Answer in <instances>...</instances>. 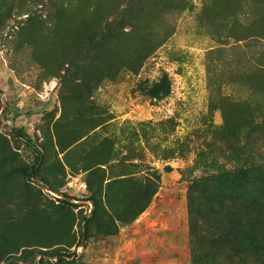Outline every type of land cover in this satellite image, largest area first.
Here are the masks:
<instances>
[{"label": "rangeland", "instance_id": "rangeland-1", "mask_svg": "<svg viewBox=\"0 0 264 264\" xmlns=\"http://www.w3.org/2000/svg\"><path fill=\"white\" fill-rule=\"evenodd\" d=\"M0 122V264H264V0H0Z\"/></svg>", "mask_w": 264, "mask_h": 264}, {"label": "trees", "instance_id": "trees-1", "mask_svg": "<svg viewBox=\"0 0 264 264\" xmlns=\"http://www.w3.org/2000/svg\"><path fill=\"white\" fill-rule=\"evenodd\" d=\"M162 90H163V92H161V93H156V92H155L153 96L159 98V97L165 95V94L169 91V84H168V82H165V83H164V85H163V87H162ZM13 133H14L15 136H18V137H27V140L30 141V137L25 133V131H24L22 128H14V129H13ZM36 152H37L36 160L39 161L40 158H41V154L39 153V151H38L37 149H36ZM35 166H36V164H35ZM248 226H249V225H248ZM253 227H255V226H252V225H251V229H252ZM258 228H259V227H258ZM249 230H250V229H249ZM203 256H205V255H203ZM206 257H207V256H206Z\"/></svg>", "mask_w": 264, "mask_h": 264}, {"label": "water", "instance_id": "water-1", "mask_svg": "<svg viewBox=\"0 0 264 264\" xmlns=\"http://www.w3.org/2000/svg\"><path fill=\"white\" fill-rule=\"evenodd\" d=\"M0 123H1V122H0ZM42 186H43L44 188H47V186H46L45 184H42ZM85 236H86L85 227H83L82 239H81V243H80L81 245L84 244ZM75 256H76V254L74 253L73 257H75Z\"/></svg>", "mask_w": 264, "mask_h": 264}]
</instances>
